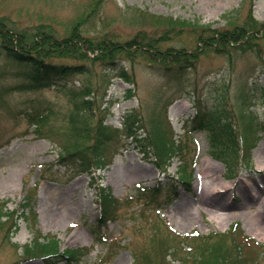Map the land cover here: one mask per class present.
I'll return each mask as SVG.
<instances>
[{
  "label": "rangeland",
  "instance_id": "374dc122",
  "mask_svg": "<svg viewBox=\"0 0 264 264\" xmlns=\"http://www.w3.org/2000/svg\"><path fill=\"white\" fill-rule=\"evenodd\" d=\"M170 18L201 20L212 25L210 31L249 29L253 23H264V0H0V29L4 24L28 37L38 33L56 36L65 43L63 47L73 50L71 58L52 55L62 62L81 57L83 49L74 47L76 37L93 39L98 45L132 47L134 42L145 41L160 49L193 52L210 35L207 30L197 32L177 24L180 29L167 21ZM223 48L205 50L189 63L192 67L178 70L175 79L164 77V68L157 71L160 63L133 47L129 49L136 52L133 59L112 53L100 57L83 50L95 57L88 62L89 73L72 78L74 96L84 94L86 85L92 92L98 90L96 108L110 103L111 114L106 117L113 127L121 128L128 118H138L139 138L128 139V149L116 154L107 169L94 174L66 171L58 164L59 146L38 137L10 112L0 111V212H6L0 223V264H44L40 258L23 256L37 235L55 236L61 252L84 250L77 259L59 264H193L199 257L193 240L179 245L181 236L222 234L232 224H239L245 235L264 244L255 217L258 201L251 197L254 186L263 185L264 133L251 153L235 141L240 150L231 155L226 148L229 137L221 136L222 129L229 128L240 136L243 123L234 110L242 104H254L252 108L264 120V37L236 43L230 50ZM109 57L122 59L114 65L102 63ZM122 71L126 74L119 77ZM242 84L250 94L246 103L239 97ZM31 98L38 102L46 98L53 105L58 114L49 119L44 134L52 136L49 129L59 139L71 125L70 95L55 89L14 93L8 100L10 109L17 110L18 102L31 107ZM224 110L228 116L223 113L220 122L211 120ZM157 125L170 131L181 148L171 163L169 158H160L150 136ZM185 165L191 175L187 183L178 180ZM44 169L49 178L39 183L35 227L32 217L29 222L21 217L20 204L25 185L40 180ZM206 183L218 185L209 199ZM109 189L115 199L112 207L104 203ZM211 212L222 213L227 220L218 223ZM97 235L105 241H98ZM238 244L243 245L239 240ZM169 246L179 252L169 255ZM263 251L264 247L251 243L243 247L241 256L247 257V264H264Z\"/></svg>",
  "mask_w": 264,
  "mask_h": 264
},
{
  "label": "trees",
  "instance_id": "16d2710c",
  "mask_svg": "<svg viewBox=\"0 0 264 264\" xmlns=\"http://www.w3.org/2000/svg\"><path fill=\"white\" fill-rule=\"evenodd\" d=\"M167 21L174 25H184L190 29H195L199 32L202 29L210 32L207 40L201 39L196 51H188L185 49H174L167 47L165 49L158 48L154 43L137 41L134 42L133 49L138 50V53H142L149 58L152 62H158L161 66L157 71L161 72V68H164L166 74L164 77L169 79H175L179 77L178 70H185L183 68L192 64V61H197L199 55L205 50L210 48H219L221 51L230 50L236 43H251L255 40H260L264 37V23H256L254 27L249 29L233 28L231 29H214L208 30L212 25L200 23L201 20L194 19H181L175 20L173 18L167 19ZM0 29V111H6L8 114L15 116L16 120H23L27 123L30 131L37 134L38 137H42L54 142L59 146L61 154L59 156L58 164L61 167H65L68 172H75L77 174L91 173L97 169H105L113 162L114 156L118 153L128 149L130 142L128 139H138L136 134L137 128L135 122L138 120H131L128 118L123 122L122 128H116L107 123V115L110 116V103L104 108L99 106L96 108V98L98 96V90L95 92L90 91V88L86 85L82 88L85 91L84 94L74 96L72 78L77 75L89 73L88 62L95 57H89L87 50L90 52H96V55L109 54L120 56L125 54L133 59L135 50L130 51V46H120L117 44L107 43L106 45H98L93 39L76 37L74 47L78 50L83 49L81 57L71 62L56 61L52 58V55H58L61 57H72L73 50L70 46L63 47V42L56 36L38 33L34 37H28L27 34L23 35L13 30L7 29L4 24ZM178 26V25H177ZM180 29L181 27L178 26ZM200 37V36H199ZM213 49V50H215ZM122 58L120 57L119 60ZM110 60V61H108ZM119 60H113L109 57L107 60L103 59L102 63L114 65ZM108 61V62H107ZM125 72L119 77H124ZM11 82V83H10ZM110 82V81H109ZM107 83V85L109 84ZM248 84V82H247ZM46 89L64 90L67 95H70L72 99V108L70 111L69 122L70 127L68 130L62 131L59 139H54L55 136L51 130L48 129L52 136L44 134V129L49 122V119L58 113H55L54 107L46 98L41 99L39 102L34 101L31 98L29 102L30 106H23L22 102H18L17 110L10 109V96L14 93L20 95H28L29 93H42ZM239 97L244 103L249 99V90L246 84H242L240 88ZM107 88H105V91ZM104 91V90H103ZM130 90H128L129 92ZM107 94L103 93L102 98ZM254 105V104H253ZM252 106L243 105L239 108H235L234 113L238 119H241V131L240 136L234 135L232 128L222 129L221 136L229 137V144L226 147L228 154L236 153L240 150L235 141H240L241 144L247 148L249 153L256 147L258 142L262 139L264 133V120H261L257 111ZM246 107V108H243ZM100 112H99V111ZM200 107L198 106V113ZM223 113L218 112V116H215L214 121H220ZM229 113V111H228ZM228 116L225 113V116ZM197 119V118H196ZM167 124H170L169 119H166ZM197 122V121H196ZM227 123L226 125H228ZM202 123L200 124V126ZM29 131V133H30ZM28 132V131H27ZM26 132V133H27ZM170 131L163 130L161 125H157L150 136L153 137V143L156 151L160 154V158L167 159L171 163L173 157H178L181 153V148L177 145L176 140L170 137ZM222 136V137H223ZM54 137V138H53ZM242 149V148H241ZM248 157V156H247ZM187 162V161H185ZM184 162V163H185ZM187 166L185 165L180 169L179 181L187 183L191 176L187 172ZM44 169L40 176V179H48ZM52 178V176L49 174ZM40 180L36 181L33 186L25 185V195L21 206V217L26 222L30 221L32 217L35 221V227L37 222V212L35 210L37 194L39 189ZM143 190L147 188L143 187ZM150 190V192H155ZM149 192V191H148ZM143 195V193H142ZM143 197V196H142ZM105 205L112 207L115 205L113 198L110 196V192L105 194ZM158 210V208H156ZM109 210L107 207L103 210V213L107 214ZM6 212H0V223L2 222V216L4 217ZM12 225V224H11ZM11 226H9L10 228ZM15 231L18 230V226L14 223ZM182 240H179L181 245L184 240H193L194 249L198 252V260H192L193 264H247V257L241 256V251L245 245L255 244L256 247L263 248L264 245L257 243L252 238L245 235L239 224H232L230 230L226 233L215 235H185L181 236ZM8 239V236H7ZM97 240L103 241V236L97 235ZM238 240L243 245L238 244ZM230 242V243H229ZM174 250V252L171 251ZM84 250H68L61 252L59 250V241L53 236H40L37 235L33 244H30L24 249L23 256L25 257H40L44 264H59L61 261H72L78 258ZM170 251V252H169ZM87 252V251H86ZM169 255L172 253H178L179 248L169 246ZM264 253V251L262 252ZM142 256H146L142 254ZM137 264V262L135 263ZM170 264V263H169ZM173 264V262H171Z\"/></svg>",
  "mask_w": 264,
  "mask_h": 264
},
{
  "label": "bare ground",
  "instance_id": "6f19581e",
  "mask_svg": "<svg viewBox=\"0 0 264 264\" xmlns=\"http://www.w3.org/2000/svg\"><path fill=\"white\" fill-rule=\"evenodd\" d=\"M264 162V161H263ZM261 167H264V163H260ZM228 188L227 185H222V188ZM218 189V185L217 184H213V183H209V184H205V192L207 193V198H210V194L211 192L215 191ZM251 197L254 200L258 201V212L255 214V217L259 218V235H263L264 236V219H262L260 221V218L264 217V179H263V185L261 184H256L254 186V192H251ZM211 202V201H210ZM211 204H213V202H211ZM218 208L222 207V204H218ZM217 211H221V210H217ZM212 213V212H211ZM191 214V212H190ZM212 218L218 222V223H223L224 221L227 220V217H225L222 213H212Z\"/></svg>",
  "mask_w": 264,
  "mask_h": 264
}]
</instances>
